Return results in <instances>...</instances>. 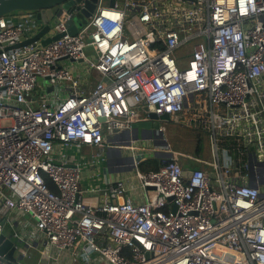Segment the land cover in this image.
Instances as JSON below:
<instances>
[{
  "label": "built area",
  "instance_id": "1",
  "mask_svg": "<svg viewBox=\"0 0 264 264\" xmlns=\"http://www.w3.org/2000/svg\"><path fill=\"white\" fill-rule=\"evenodd\" d=\"M113 1L98 0L70 35L84 0L73 4L50 29L63 35L40 47L8 49L41 28L33 15L0 17V235L18 240L23 258L264 264V0ZM39 77L48 81L41 100ZM144 106L208 133L214 160L167 143L155 171L130 157L142 202H118L127 183L117 179L100 204H87L84 194L102 188H82L77 149L89 147L98 163L104 148H132ZM105 130L118 133L106 141ZM15 213L29 215L30 230Z\"/></svg>",
  "mask_w": 264,
  "mask_h": 264
},
{
  "label": "water",
  "instance_id": "2",
  "mask_svg": "<svg viewBox=\"0 0 264 264\" xmlns=\"http://www.w3.org/2000/svg\"><path fill=\"white\" fill-rule=\"evenodd\" d=\"M80 0H0V17H6L14 12H29L35 17V19L40 22L41 28L34 33L31 37L21 40L9 46L8 49L22 47L28 44H35L36 47L44 46L52 40L60 38L63 33H54L51 35L50 29L57 22L58 17L65 11H69L73 4H77ZM98 0H84V5L79 11V17L81 21L78 22L77 14L73 19L67 21V33L70 35H75L78 32V27L88 20L95 10ZM113 0H108V5H113ZM89 42V41H88ZM89 47H86L88 50ZM46 80L38 78V82ZM53 87L48 86L46 92L52 90ZM143 111L147 114L148 119L146 121H137L132 124V134L131 140L127 142L126 145H131L133 142L149 141L153 140L155 137H162V133L159 129L160 120H168L170 115L168 113H163L157 115L154 113V107L144 106ZM162 143V144H161ZM160 144L156 145H166L167 142L162 140ZM125 145V144H123ZM157 157H165L169 154L162 151L158 147L153 153ZM191 174L190 170L184 171V177L188 178ZM173 210L175 207L173 206ZM21 248V243L18 240L12 239L11 237H5L3 234L0 235V256L3 259L15 262L22 259L21 255H16Z\"/></svg>",
  "mask_w": 264,
  "mask_h": 264
},
{
  "label": "crops",
  "instance_id": "3",
  "mask_svg": "<svg viewBox=\"0 0 264 264\" xmlns=\"http://www.w3.org/2000/svg\"><path fill=\"white\" fill-rule=\"evenodd\" d=\"M32 16L30 13L25 12H16L11 15L6 16V20L9 23H16V22H22L26 18ZM78 22L81 21V18L77 17ZM31 33H25L23 36V39H26L31 37ZM26 37V38H25ZM94 79L91 77L89 82L90 84L87 86V89H90V87L93 85ZM54 89L48 91L52 92ZM55 94L58 95L60 89L58 87H55ZM62 91V90H61ZM61 94H64V91L61 92ZM59 99H57L58 102ZM56 102V103H57ZM53 102L51 103V105ZM162 139L163 136H162ZM162 142V140H161ZM132 148H104L102 152V158L98 160L99 162L96 163V160L92 161V154L91 149L87 146H83L79 149H77L76 152V159L77 163L81 166V186L84 189L88 186H95V187H101V191H97L95 193H86L83 196V200L92 206H96L100 204L104 198V187L110 183L114 182L117 179H122L127 183L126 190L123 194H121L117 201L122 202L125 199L129 198L130 200L134 202H142L143 201V191L140 189L138 182L136 181V177L134 176V172L131 170L129 163H130V157L135 156L136 151H141L143 154L140 156L148 157L152 153V148H162V145H156L153 141L145 140L140 142H133ZM138 157V158H140ZM147 192V191H146ZM150 191H148V194ZM18 220L17 218L13 217V221L16 222ZM35 251V250H34ZM34 251H31L33 254ZM37 253V251H35ZM51 254V252H50ZM19 255V254H18ZM39 260L42 261L45 264H85L81 260L80 257L65 255L62 259L59 258L57 261L51 260L50 258L46 256L39 255ZM23 258V257H22ZM21 260V259H20ZM19 260V262H20ZM89 264H104L99 259H95L91 261Z\"/></svg>",
  "mask_w": 264,
  "mask_h": 264
},
{
  "label": "rangeland",
  "instance_id": "4",
  "mask_svg": "<svg viewBox=\"0 0 264 264\" xmlns=\"http://www.w3.org/2000/svg\"><path fill=\"white\" fill-rule=\"evenodd\" d=\"M102 4H108V0H102ZM87 21V20H85ZM85 21L82 23L84 24ZM87 54H90L91 51H86ZM179 54H176L175 57H178ZM189 56L185 55V58L183 60L184 64L187 63ZM46 83H48L47 80H42L38 82V86L37 89L35 91V95L37 97L38 100H41L44 97L45 91L42 90V88H44L46 86ZM55 90V89H54ZM56 91V90H55ZM55 91L50 92L53 93ZM50 103L53 102V105L56 104L57 101H51L49 100ZM143 115L142 113L139 114V116ZM184 117H180L179 115L177 116H172L170 117L168 120H160L159 124L160 127L163 128V138L162 137H155L152 141L156 144H160L161 140H166V142L175 149H191L193 147V145L195 144L196 140H197V135L199 136V144L201 147V156L209 161L214 160V155H213V151H212V141L211 138L209 136L208 133L203 132L200 128H198L197 126H188L186 125L183 121H184ZM191 129V131H189V129ZM199 129V130H198ZM104 131V139L106 141H108L109 139H111L114 135H116L118 133V131L112 130V131ZM162 144V143H161ZM143 153L141 151H136L135 155H137V158L140 157ZM150 156V155H149ZM148 156V157H149ZM153 155H151L150 157H152ZM146 157L142 156L140 157V160L144 159ZM181 161H184L182 158H180ZM131 164V162L129 163V165ZM200 167V165H197L193 162H190L189 166L187 167L188 169H193V168H197ZM15 218L19 219H25L27 221L26 225H25V229L26 230H30V228L32 227V224H34L33 220L29 217V215L27 214H19V213H15L14 215ZM17 254V253H16ZM18 256V255H17ZM39 260V256L38 253H34L32 254V256L30 258L28 257H24L20 260L21 264H45L44 262H42L41 260Z\"/></svg>",
  "mask_w": 264,
  "mask_h": 264
},
{
  "label": "trees",
  "instance_id": "5",
  "mask_svg": "<svg viewBox=\"0 0 264 264\" xmlns=\"http://www.w3.org/2000/svg\"><path fill=\"white\" fill-rule=\"evenodd\" d=\"M14 13H16V12H14ZM25 13H29V12H25ZM11 14H13V13H11ZM11 14H9V15H11ZM85 22H87V21H85ZM188 129H189V131H191L190 128H188ZM196 137H197V140L191 149L190 148L189 149H178V151L183 152V153H187V154H192V155L197 156V157H202L201 156V147L199 144V136L197 135ZM173 149H175V148H173ZM182 159L184 160V161H180L182 163V165L184 167H188L191 161L188 159H185V158H182ZM137 168L141 172H149V171L157 170L158 169V157H155V156L150 157L149 156V157H146V158L140 160L137 164ZM44 180H45V182H46V184L50 190H52L54 192L57 191L55 184L47 175H44Z\"/></svg>",
  "mask_w": 264,
  "mask_h": 264
},
{
  "label": "bare ground",
  "instance_id": "6",
  "mask_svg": "<svg viewBox=\"0 0 264 264\" xmlns=\"http://www.w3.org/2000/svg\"><path fill=\"white\" fill-rule=\"evenodd\" d=\"M32 35V34H31ZM29 37V36H28ZM26 38V37H25ZM53 105V104H52ZM107 132V131H106ZM17 255V254H16ZM21 263V262H20Z\"/></svg>",
  "mask_w": 264,
  "mask_h": 264
}]
</instances>
